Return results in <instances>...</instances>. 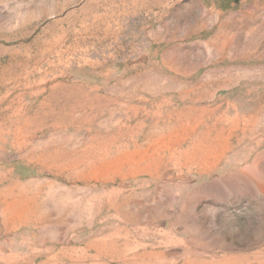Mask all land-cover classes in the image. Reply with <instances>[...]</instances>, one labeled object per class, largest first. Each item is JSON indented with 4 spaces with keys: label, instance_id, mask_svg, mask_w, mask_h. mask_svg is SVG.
Masks as SVG:
<instances>
[{
    "label": "rangeland",
    "instance_id": "374dc122",
    "mask_svg": "<svg viewBox=\"0 0 264 264\" xmlns=\"http://www.w3.org/2000/svg\"><path fill=\"white\" fill-rule=\"evenodd\" d=\"M0 264H264V0H0Z\"/></svg>",
    "mask_w": 264,
    "mask_h": 264
}]
</instances>
